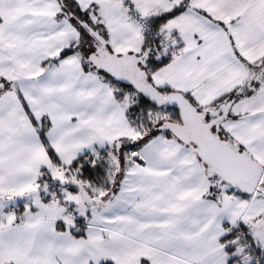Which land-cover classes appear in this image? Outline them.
<instances>
[{"label": "snow or ice", "instance_id": "1", "mask_svg": "<svg viewBox=\"0 0 264 264\" xmlns=\"http://www.w3.org/2000/svg\"><path fill=\"white\" fill-rule=\"evenodd\" d=\"M0 264H264V0H0Z\"/></svg>", "mask_w": 264, "mask_h": 264}]
</instances>
